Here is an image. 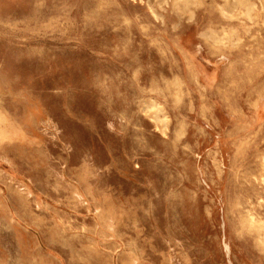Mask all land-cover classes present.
I'll return each instance as SVG.
<instances>
[{
  "label": "clouds",
  "instance_id": "obj_1",
  "mask_svg": "<svg viewBox=\"0 0 264 264\" xmlns=\"http://www.w3.org/2000/svg\"><path fill=\"white\" fill-rule=\"evenodd\" d=\"M0 264H264V0H0Z\"/></svg>",
  "mask_w": 264,
  "mask_h": 264
}]
</instances>
